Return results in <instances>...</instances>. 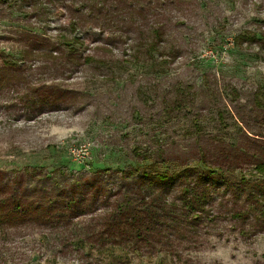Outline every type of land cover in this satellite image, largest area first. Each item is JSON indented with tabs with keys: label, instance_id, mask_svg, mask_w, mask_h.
I'll use <instances>...</instances> for the list:
<instances>
[{
	"label": "rangeland",
	"instance_id": "1",
	"mask_svg": "<svg viewBox=\"0 0 264 264\" xmlns=\"http://www.w3.org/2000/svg\"><path fill=\"white\" fill-rule=\"evenodd\" d=\"M37 1L0 0V68L9 63L0 87V264H264V109L228 94L264 89L255 57L264 55V0L134 1L142 11L126 9L132 21L114 44L95 28L72 29V1ZM155 28L158 50L131 58L128 46L147 43ZM251 35L261 39L248 44ZM180 88L189 100L173 109ZM197 166L233 167L234 186L197 181L206 190L199 219L181 207L160 219L145 212L180 205L196 176L174 175ZM124 169L168 178L147 177L151 195L129 180L135 205L114 218L126 195L99 171ZM59 172L78 182L50 206L59 220L47 219L40 175ZM76 197L81 204H67Z\"/></svg>",
	"mask_w": 264,
	"mask_h": 264
},
{
	"label": "trees",
	"instance_id": "2",
	"mask_svg": "<svg viewBox=\"0 0 264 264\" xmlns=\"http://www.w3.org/2000/svg\"><path fill=\"white\" fill-rule=\"evenodd\" d=\"M26 0H21V3H24ZM33 1V6L38 5L37 0H31ZM61 4L65 2V0H57ZM75 5V7L72 10L73 19L71 21V27L74 31L85 32L88 28H95L98 30L99 34L105 33L104 41H109L111 44L122 42V28L126 24L127 21H132L129 15H132L127 10H135L139 9L142 11V5L138 6L134 3V1L139 0H70ZM167 0H158L156 4L161 7L163 4L166 3ZM42 2V0H40ZM50 3L51 0H48ZM148 3H151L150 0ZM48 3H45L44 6L40 9H44L46 12L50 9L47 7ZM124 4V5H123ZM127 9V10H126ZM133 16V15H132ZM154 35L146 42L142 44H135V45H129L128 48L131 51V58L135 60H139V58L142 57H151L152 53L156 52L158 50V45L160 40L162 39V33L159 28L153 29ZM241 37V36H239ZM77 38V39H76ZM75 38V41L78 44H82L80 41L79 36ZM244 40V37H241ZM82 39V38H81ZM260 38H257L256 35L247 36L246 40L248 44H251V42L254 40H260ZM235 45H239V42L235 41ZM75 53V49H71L66 57L69 59L73 57ZM51 59L52 53H49L47 55ZM255 57L257 59H260L264 62V55H259V53L255 54ZM88 58H91L89 56L85 57L84 60H87ZM89 60V59H88ZM9 63L4 62L3 68H0V87L2 86L3 82L7 80L5 76L6 67ZM231 99V102H238L239 97L244 98V104L242 107H245L250 110H262L264 109V89L258 88V89H248L247 87L239 88V87H232L230 92L228 93ZM177 96L172 98V107L177 108L178 110H181L183 105L188 102V97L184 94V92L181 90H177ZM242 95V96H241ZM186 99V101H185ZM182 101H185V103H181ZM185 104V106H186ZM259 162L257 165V169L259 171L264 170V157L259 155ZM203 163V159H202ZM103 173L104 175L109 173L105 179L109 184L115 187V190H121L124 195L125 200L120 201L119 205L116 207V210L113 212L114 218L116 215H122V212H128L130 211L134 205L135 201L130 195L131 193V187L127 184L128 181H135L136 184L134 185L139 190H144L148 195H151L153 192H155V188L152 181H147V177L152 176L153 178L157 177L159 181L166 180L168 178V175L156 173V176L154 177L151 175V173H147L145 171H139L136 169H124L121 171H109V170H103L99 171V173ZM178 175L174 177H186L189 178L191 175L196 176V181H194L193 187L185 186L182 188V193L180 196V205H174L172 204L168 208H162L159 209L156 206L152 205H144L146 209L145 212H151L154 211L152 214L154 219H160L161 217H165L166 213L168 211H171L170 208H183L186 213H182L186 215L185 218H193V219H199L201 216V212H203L204 206L203 201L205 200V189H199L203 185L199 186L196 185L197 181H202L205 183V180H209V182H217L221 185H229L234 186L236 179V173L233 167L229 168H206L203 169L199 166L197 167H185L181 171L177 173ZM28 182L31 183H37V181H33L30 178L27 179ZM73 182H78L77 180H74L73 177L68 176L64 172H59L56 174H53L51 176L47 175H40V194L46 196L48 199L47 203L49 206L40 208V214H45V218L50 217H57L56 219L59 220L58 215L55 216L53 213L50 215L49 212H51V209L53 207L62 206V202L65 200H59L60 196L64 197V191L67 189V186H69ZM148 182V183H147ZM76 187H78V183H74ZM72 186V185H71ZM69 186L67 190L71 187ZM130 192V193H129ZM145 193V194H146ZM68 194V193H67ZM82 199L81 197H76L75 199H70L67 201V204H75L79 205L81 204ZM52 206V208H50ZM148 206V207H147ZM63 208V207H62ZM16 210L20 211L21 207L19 205H16ZM1 210V209H0ZM159 210L163 211L160 212ZM184 212V211H183ZM64 215V214H63ZM128 215H131V212L128 213ZM187 215H190L187 217ZM60 216V214H59ZM239 216V214L237 215ZM112 218V219H114ZM130 220H133V218H130ZM177 220V219H176ZM178 222V220H177Z\"/></svg>",
	"mask_w": 264,
	"mask_h": 264
}]
</instances>
